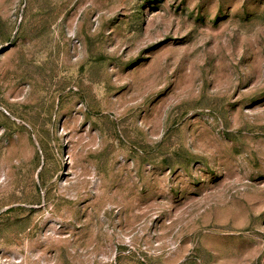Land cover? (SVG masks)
Wrapping results in <instances>:
<instances>
[{"label":"rangeland","instance_id":"obj_1","mask_svg":"<svg viewBox=\"0 0 264 264\" xmlns=\"http://www.w3.org/2000/svg\"><path fill=\"white\" fill-rule=\"evenodd\" d=\"M0 264H264V0H0Z\"/></svg>","mask_w":264,"mask_h":264}]
</instances>
